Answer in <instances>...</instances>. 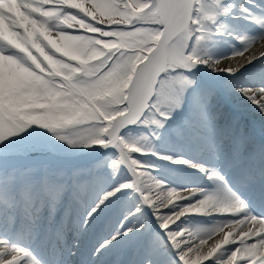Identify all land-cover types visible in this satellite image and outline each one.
<instances>
[{"label":"snow or ice","instance_id":"1","mask_svg":"<svg viewBox=\"0 0 264 264\" xmlns=\"http://www.w3.org/2000/svg\"><path fill=\"white\" fill-rule=\"evenodd\" d=\"M0 264H264V0H0Z\"/></svg>","mask_w":264,"mask_h":264},{"label":"bare ground","instance_id":"2","mask_svg":"<svg viewBox=\"0 0 264 264\" xmlns=\"http://www.w3.org/2000/svg\"><path fill=\"white\" fill-rule=\"evenodd\" d=\"M230 103L232 104L234 108H237L239 111L244 112L245 114H248V115H252L251 110L247 107L244 101L235 99V100L230 101ZM254 123L256 124L257 127H259L258 119H255Z\"/></svg>","mask_w":264,"mask_h":264}]
</instances>
